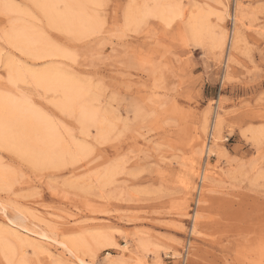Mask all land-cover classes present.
Listing matches in <instances>:
<instances>
[{
	"label": "rangeland",
	"instance_id": "1",
	"mask_svg": "<svg viewBox=\"0 0 264 264\" xmlns=\"http://www.w3.org/2000/svg\"><path fill=\"white\" fill-rule=\"evenodd\" d=\"M79 1L94 18L87 34L55 28L32 0H0V93L27 101L68 147L87 150L49 165L0 144V231L14 246L11 261L0 247V264H74L65 240L82 242L78 256L94 264L108 252L127 264H136L131 252L149 264H264V0H181L186 16L207 9L228 36L241 4L230 53L228 44H194L183 17L127 28L131 0ZM16 25L41 30L52 51L15 47L5 33ZM9 63L85 85L105 131L86 133L76 112L58 107L60 95L28 79L11 88ZM217 102L224 139L208 155ZM209 167L216 177L203 183ZM14 233L41 250L20 247ZM100 236L111 249L99 250Z\"/></svg>",
	"mask_w": 264,
	"mask_h": 264
},
{
	"label": "bare ground",
	"instance_id": "2",
	"mask_svg": "<svg viewBox=\"0 0 264 264\" xmlns=\"http://www.w3.org/2000/svg\"><path fill=\"white\" fill-rule=\"evenodd\" d=\"M32 1L55 28H62L67 31L82 34L92 32L94 29V25H92L94 18H92V15L86 10V6L80 3L79 0ZM61 5H63V9H60ZM4 6L9 10H16L13 5L12 7L8 3H5ZM5 11L3 12L6 13ZM186 11L184 10L181 0H131L124 14L125 26L127 28H138L144 24L148 18H157L169 24L175 19H181L183 17L184 20H186L185 24L189 38L194 44L203 46L205 43H214L218 49L222 50L228 44L229 53L236 49L239 42V31H241L240 25L243 23L241 4H236L234 28L229 36L226 31L220 30L219 26H214L211 23L210 16L212 14L209 10L198 8L196 12L188 16H186ZM13 23L16 22H12V24ZM29 27H26V25H16L12 28L10 33H5L7 34L6 38L15 47L23 51L34 52V54L37 55L43 54L44 52L50 53L52 50L48 48L49 45L47 44V40L43 37L45 35H41L43 33L39 32L41 30L37 29L39 32L37 33L34 27ZM11 63H9V68H7L9 69L7 70V73H9L7 76L9 84L13 86L11 88L14 89V86L18 82H23L28 79L31 83L41 87L45 91H51L60 95V101L57 103L58 107L64 111L76 112L86 133L89 132L90 127H98L101 132L105 131L103 121L98 119V112L92 106L90 91L85 85L65 75L60 70L46 68L40 72L29 71L18 66H13L15 64L13 63V65H11ZM228 67L229 63L227 64V70ZM217 103L218 111L210 127V136L213 140V144L205 147L208 155H216L218 153L217 148H219L224 139L220 136L221 121L219 110L222 109V106L219 102ZM204 125L206 129V124ZM57 129L55 124L50 121L46 115L39 113L27 101H19L11 96L0 93V144L19 151L22 155L27 156L28 159H32V162H38L37 164L49 162V165L58 164L60 162H65V164H67L65 161L66 158H69V160L74 159V157L77 158V154L81 155L87 151L82 144H75L76 146L73 149L68 147L69 144L67 143V145L63 141L64 139H62ZM253 134L256 142L262 137L260 136V131H254ZM202 150L199 152L202 153ZM71 161L72 160H70V162ZM41 166L44 165L42 164ZM215 170V168L212 169L210 167L205 169L201 173L202 182L204 183L211 177H216ZM42 218L41 221L50 220L49 215L43 216ZM195 219H197L196 216ZM10 221L14 223L11 219ZM5 235L4 231H0V247L6 258L11 261L14 257V246L3 240L5 239ZM13 238L22 248L24 246L32 247L34 252L41 250L40 245L24 241L15 233ZM100 238L104 239L100 242V239L98 240L99 250L100 248H106L104 251H108L111 249L109 247L114 245L107 237L100 236ZM79 244L82 245V242H78L75 245L73 242L65 240L61 242L60 245L63 254L68 255L70 258L69 260L74 264H94L78 256L77 247H79ZM121 249L124 253L129 251V241H126L125 245L121 246ZM131 254V259L135 261L136 264H149L139 254L133 252H131ZM53 256L54 250L51 251L47 249V260ZM102 264H127V262L108 252ZM153 264H159V262Z\"/></svg>",
	"mask_w": 264,
	"mask_h": 264
}]
</instances>
